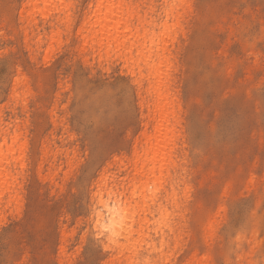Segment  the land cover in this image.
I'll use <instances>...</instances> for the list:
<instances>
[{
  "label": "rangeland",
  "instance_id": "1",
  "mask_svg": "<svg viewBox=\"0 0 264 264\" xmlns=\"http://www.w3.org/2000/svg\"><path fill=\"white\" fill-rule=\"evenodd\" d=\"M172 1H122L155 33L167 21L176 119V166L155 171L176 202H148L129 251L141 264H264V0H183L173 22ZM108 3L0 0V264H117L93 225L98 195L121 193L131 213L150 93L137 68L90 47L84 22Z\"/></svg>",
  "mask_w": 264,
  "mask_h": 264
},
{
  "label": "bare ground",
  "instance_id": "2",
  "mask_svg": "<svg viewBox=\"0 0 264 264\" xmlns=\"http://www.w3.org/2000/svg\"><path fill=\"white\" fill-rule=\"evenodd\" d=\"M102 1H107L109 3L105 8L99 10L98 13L93 16L92 21L85 20L84 22L85 30L88 28L95 29L93 36L90 38V47L95 52H100V56L103 50L105 52L107 51V53H102H105V55L108 54V52L109 54H116L127 64V66L129 65L130 67L137 68L139 75L141 73V75H144L143 77L147 79L148 82H146L148 85H146L145 88L148 86L147 91L150 93H147L150 95L148 98L150 101L147 102V106H149L150 109L148 111L149 113L147 112L149 114V117L147 116L149 118V122L147 123L150 125V130L147 131L146 129L139 146L134 152L136 160V173L132 178L133 190L130 196L132 199H130V204L132 206L130 209L131 213H122L124 210L121 207L122 200L120 198H122V194L119 193L116 195L118 192L116 191L114 194L112 193L114 190L111 191L110 189L109 192L114 194L113 203L109 205L107 201L110 199L108 200V197L106 198L105 196L104 201V197L98 195L97 202H99L102 210L95 213L93 225L95 230H99L101 234L105 233L107 235V241L117 253V255L115 254L117 264H141L143 257L139 250L129 251V247L135 241L134 236L142 235L143 231L146 229L145 226L148 224L147 216L150 214L152 204L155 205V202L159 201L158 198H162L163 196L165 197L164 199H172V194L173 201L175 200L174 202H176V196L174 195L176 192H174L175 188L172 187L173 185H169L172 189H174L172 192V189L169 187L172 194L170 193L171 195H168L166 198L168 192H166L165 195L166 189L164 190L165 187L163 188L165 184L161 186L163 182L161 183L159 180L162 181L163 179L158 178L165 175V172L167 173L166 177H169V171L172 167L171 163H174L173 155L175 145L172 142V136H176V119L174 115L175 99L172 92H170L172 91L170 90V85L172 84H169V81L171 80L169 77L170 70L168 71V67L171 68V65L169 66V64L170 61H172L170 60L172 56L170 48L166 46L169 42L167 40L169 38L167 31L168 27L166 21L162 24V30L159 33H155L152 29L155 22L152 21L153 19L149 21L147 16L144 14L141 15L138 5L133 6V4L129 3L124 5L122 3L123 0ZM180 1L178 3H184L183 0ZM180 4H177L175 0L166 5L164 15L167 20L169 18H171V20L175 18L180 19V12L182 10L179 11V9H183L182 7L184 6V4L181 6ZM178 12L180 13V16L178 15L179 17L176 15ZM59 22L60 20L57 21V23ZM164 38H166L168 42H165ZM133 70L135 71V69ZM142 72H144V74ZM167 72L169 75H167ZM141 75L140 77H142ZM167 78H169V81ZM144 91L146 90L144 89ZM5 134L6 133H3L4 136ZM156 169H158L162 175L156 177ZM174 180L172 182H174ZM151 181H154L153 185H155L156 181L158 182H156V184L160 186L161 189L163 188L162 190L164 191L158 189L159 187L156 188L159 191L161 190L164 195H162V193L158 195L160 192L155 193L157 191L156 189L155 192L153 191L152 193L153 196L150 197L143 194L136 195L137 184L149 183ZM109 192L104 193L106 195L109 194ZM111 193L109 194V198L111 197L110 195H112ZM120 195L121 197L119 198ZM148 202H151V206L148 205ZM157 205H159V203H157ZM176 206L177 205H175V208H177ZM168 230L170 229L168 228ZM154 248L153 244L148 245V249L154 250ZM148 249H146V251Z\"/></svg>",
  "mask_w": 264,
  "mask_h": 264
}]
</instances>
